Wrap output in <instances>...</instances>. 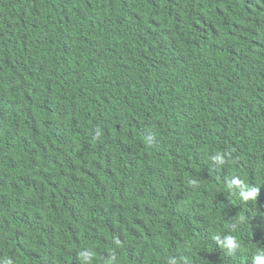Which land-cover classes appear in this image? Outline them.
Returning a JSON list of instances; mask_svg holds the SVG:
<instances>
[{"label": "trees", "instance_id": "obj_1", "mask_svg": "<svg viewBox=\"0 0 264 264\" xmlns=\"http://www.w3.org/2000/svg\"><path fill=\"white\" fill-rule=\"evenodd\" d=\"M261 250L264 0H0V264Z\"/></svg>", "mask_w": 264, "mask_h": 264}, {"label": "clouds", "instance_id": "obj_2", "mask_svg": "<svg viewBox=\"0 0 264 264\" xmlns=\"http://www.w3.org/2000/svg\"><path fill=\"white\" fill-rule=\"evenodd\" d=\"M211 161L216 162V167L220 168V166L226 163V153L216 151L211 156ZM225 186L229 192L238 195L242 201L246 202L257 199L259 187L249 186L239 176H233L226 182ZM214 239H216L218 243L229 250H236L240 247L237 239L231 234H224L222 238L220 235H217L214 237ZM3 264H11V261L5 260ZM168 264H177V260L174 257H170ZM252 264H264V250H261L259 253L254 255Z\"/></svg>", "mask_w": 264, "mask_h": 264}, {"label": "bare ground", "instance_id": "obj_3", "mask_svg": "<svg viewBox=\"0 0 264 264\" xmlns=\"http://www.w3.org/2000/svg\"><path fill=\"white\" fill-rule=\"evenodd\" d=\"M182 208V207H181Z\"/></svg>", "mask_w": 264, "mask_h": 264}]
</instances>
